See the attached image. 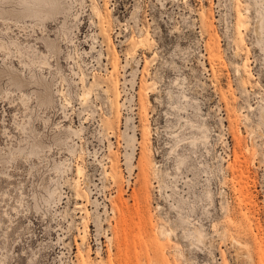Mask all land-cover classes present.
I'll use <instances>...</instances> for the list:
<instances>
[{"label":"rangeland","instance_id":"1","mask_svg":"<svg viewBox=\"0 0 264 264\" xmlns=\"http://www.w3.org/2000/svg\"><path fill=\"white\" fill-rule=\"evenodd\" d=\"M1 67L0 264H264V0H0Z\"/></svg>","mask_w":264,"mask_h":264},{"label":"bare ground","instance_id":"2","mask_svg":"<svg viewBox=\"0 0 264 264\" xmlns=\"http://www.w3.org/2000/svg\"><path fill=\"white\" fill-rule=\"evenodd\" d=\"M56 4H57V6L58 7H60V9L62 8V9H64L66 6H63L61 3H60V1H58V2H56ZM65 5V4H64ZM97 10V9H96ZM98 11V10H97ZM97 11H95V12H97ZM16 13V10H15V8L14 9H10V15L12 16L13 14H15ZM97 14V13H96ZM44 41H45V43H46V46H47V48L48 49H53L55 52H57V53H59L60 51H61V46H60V42L58 41V40H55V39H52V38H46V39H44ZM143 44V43H142ZM141 46V45H140ZM35 51V50H34ZM35 52H38V51H35ZM35 52H34V54H35ZM22 53V52H21ZM47 64H49L48 62H46ZM8 76V74L5 72V69L3 68V67H1L0 68V83H1V81H3L2 79H5V77H7ZM13 80L14 81H18V80H22V77H21V74H19V73H15L14 75H13ZM179 85V84H178ZM2 86V85H1ZM62 94V93H61ZM82 97V96H81ZM67 104H69V103H67ZM69 106V105H68ZM68 139H69V137H68ZM68 139H67V141H68ZM35 147H39L40 149H42V147H41V145L39 144V143H35ZM34 152H36L37 151V149H34L33 150ZM3 159V157L0 155V162H2L1 160ZM197 232V231H196ZM162 234L163 235H165L166 233H165V231L163 230L162 231ZM198 234V236H199V238H203V236H202V233L201 232H198L197 233ZM83 238V237H82ZM83 239H86V238H83ZM203 240V239H202ZM234 241V240H233ZM240 244V243H239Z\"/></svg>","mask_w":264,"mask_h":264}]
</instances>
